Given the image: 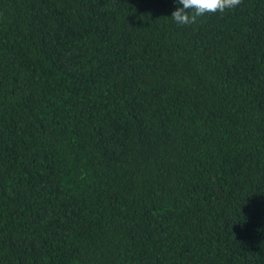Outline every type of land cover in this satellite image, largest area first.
I'll use <instances>...</instances> for the list:
<instances>
[{
    "label": "trees",
    "instance_id": "obj_1",
    "mask_svg": "<svg viewBox=\"0 0 264 264\" xmlns=\"http://www.w3.org/2000/svg\"><path fill=\"white\" fill-rule=\"evenodd\" d=\"M0 0V264H264V0Z\"/></svg>",
    "mask_w": 264,
    "mask_h": 264
},
{
    "label": "clouds",
    "instance_id": "obj_2",
    "mask_svg": "<svg viewBox=\"0 0 264 264\" xmlns=\"http://www.w3.org/2000/svg\"><path fill=\"white\" fill-rule=\"evenodd\" d=\"M178 5L171 13V19L180 26L197 24L198 20L208 14L224 13L238 7L242 0H176Z\"/></svg>",
    "mask_w": 264,
    "mask_h": 264
}]
</instances>
